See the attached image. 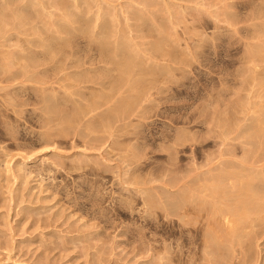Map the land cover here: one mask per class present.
<instances>
[{
    "label": "rangeland",
    "instance_id": "1",
    "mask_svg": "<svg viewBox=\"0 0 264 264\" xmlns=\"http://www.w3.org/2000/svg\"><path fill=\"white\" fill-rule=\"evenodd\" d=\"M57 1L0 0V264H264V0Z\"/></svg>",
    "mask_w": 264,
    "mask_h": 264
},
{
    "label": "bare ground",
    "instance_id": "2",
    "mask_svg": "<svg viewBox=\"0 0 264 264\" xmlns=\"http://www.w3.org/2000/svg\"><path fill=\"white\" fill-rule=\"evenodd\" d=\"M4 1H5V0H4ZM26 1H27V0H26ZM74 1H75V0H74ZM76 1H77V0H76ZM84 1H85V0H84ZM48 2H49V0H48ZM50 2H51V1H50ZM57 2H61V1L59 0V1H57ZM63 2H64V0H63ZM77 2H78V1H77ZM86 2H88V1H86ZM86 2H85V3H86ZM93 2H94V0H93ZM54 3H55V2H54ZM61 3H62V2H61ZM99 3H100V2H99ZM57 4H58V3H57ZM63 4H64V3H63ZM75 4H77V3L74 2L73 5L75 6ZM83 4H84V3H83ZM83 4H82V5H83ZM86 4H87V3H86ZM88 4H89V3H88ZM88 4H87V5H88ZM91 4H92V3H91ZM109 4H110V3H109ZM41 5H42V4H41ZM44 5H45V4H44ZM80 5H81V4H80ZM110 5H111V4H110ZM166 5H167V4H166ZM48 6H49V5H48ZM54 6H56V4H55ZM76 6H77V5H76ZM88 6H89V5H88ZM93 6H94V4H93ZM226 6H227V5H226ZM35 7H36V6H35ZM78 7H79V6H78ZM168 7H169V6H168ZM44 8H45V7H44ZM46 8H47V7H46ZM80 9H83V8H80ZM115 9H116V8H115ZM167 9H168V8H167ZM74 10H76V9H74ZM85 10H86V9H85ZM88 10H89V7H88V9L86 10V12H87ZM116 10H117V9H116ZM128 10H129V7H128ZM169 10H170V9H169ZM71 11H72V10H71ZM79 11H80V10H79ZM79 11H78V12H79ZM125 11H126V10H125ZM74 12H75V11H74ZM76 12H77V11H76ZM110 12H111V11H110ZM110 12H109V14H110ZM114 12H115V11H114ZM114 12H113V13H114ZM69 13H70V12H69ZM72 13H73V12H72ZM113 13H112V15H113ZM115 13H116V12H115ZM127 13H128V12H127ZM127 13H126V14H127ZM3 14H4V13H3ZM27 14H28V13H27ZM106 14H107V13H106ZM226 14H227V13H226ZM229 14H230V13H229ZM233 14H234V13H233ZM1 15H2V14H1ZM1 15H0V16H1ZM23 15H24V14H23ZM69 15H70V14H69ZM102 15H104V14H102ZM21 16H22V15H21ZM113 16H114V15H113ZM201 16H202V15H201ZM99 17H100V16H99ZM107 17H108V16H107ZM118 17H119V16H118ZM101 18H102V17H101ZM231 18H232V17H231ZM231 18H230V19H231ZM104 19H105V16H104ZM104 19H102V20H104ZM109 19H110V18H108V21H109ZM114 19H115V18H114ZM198 19H199V18H198ZM112 20H113V17H112ZM170 20H171V19H170ZM58 21H60V20H58ZM105 21H106V20H105ZM55 23H56V22H55ZM103 23H104V22H103ZM105 23H106V22H105ZM110 23H111V22H110ZM172 23H173V21H172ZM111 24H112V26L114 27L113 23H111ZM58 25H59V24H58ZM66 25H67V23H66ZM68 25H69V24H68ZM101 25H102V24H101ZM104 25H105V24H104ZM106 25H107V24H106ZM130 25H132V24H130ZM62 26H63V24H62ZM112 26H111V27H112ZM69 27H70V25H69ZM102 27H103V26H102ZM117 27H118V26H117ZM162 27H163V26H162ZM60 28H63V27H60ZM65 28H66V27H65ZM107 28H109V27H107ZM142 28H143V26H142ZM63 29H64V28H63ZM75 29H76V28H75ZM115 29H116V28H114V30H115ZM118 29H119V28H118ZM125 29H126V28H125ZM162 29H163V28H162ZM57 30H58V29H57ZM57 30H56V31H57ZM67 30H68V29H67ZM67 30H66V31H67ZM106 30H107V29H106ZM64 31H65V30H64ZM88 31H90V30H88ZM110 31H111V30H110ZM123 31H124V30H123ZM59 32H60V31H59ZM61 32H62V31H61ZM61 32H60V33H61ZM57 33H58V32H57ZM64 33H65V32H64ZM90 33H92V32H90ZM109 33H110V32H109ZM129 33H130V32H129ZM61 34L63 35V33H61ZM66 34H67V33H66ZM119 35H120V34H119ZM121 35H122V34H121ZM63 36H64V35H63ZM63 36H61V37H63ZM126 36H127V35H126ZM66 37H68V34H67ZM70 37H71V36H70ZM120 37H121V36H120ZM58 38H59V36H58ZM86 39H87V38H86ZM158 39H159V38H158ZM58 40H59V39H58ZM124 40H125V39H124ZM92 41H93V40H92ZM107 41H109V40H107ZM60 42H61V41H60ZM64 42H65V41H64ZM166 42H167V41H166ZM66 43H68V41H67ZM108 43H109V42H108ZM121 43H123V42H121ZM156 43H157V42H156ZM156 43H155V44H156ZM62 44H63V42H62ZM166 44H167V43H166ZM60 45H61V44H60ZM119 45H120V44H119ZM158 45H159V42H158ZM58 46H59V45H58ZM63 46H64V45H63ZM94 46H95V45H94ZM103 46H105V45H102V44L100 45L101 48H102ZM187 46H188V44H187ZM193 46H194V45H193ZM122 47H123V46H122ZM159 47H160V46H159ZM164 47H165V46H164ZM77 48H78V47H77ZM77 48H76V49H77ZM117 48H119V46H118ZM120 48H121V47H120ZM125 48H126V47H125ZM159 49H160V48H159ZM162 49H163V48H162ZM189 49H190V48H189ZM99 50H100V49H99ZM104 50H106L105 47H104ZM121 50H122V48H121ZM101 51H103V49H101ZM124 51H125V50H124ZM122 52H123V51H122ZM176 52H177V51H176ZM79 54H80V53H79ZM127 54H128V53H127ZM68 55H69V54H68ZM75 55H76V54H75ZM75 55H74V56H75ZM124 55H125V54H124ZM169 55H170V54H169ZM249 55H250V54H249ZM78 56H79V55H78ZM85 56H86V55H85ZM132 56H133V55H132ZM34 57H35V56H34ZM121 57H122V55H121ZM130 57H131V55H130ZM246 57H247V56H246ZM250 57H251V56H250ZM30 58H31V56H30ZM32 58H33V57H32ZM106 58H107V57H106ZM127 58H128V56H127ZM178 58H180V57H178ZM183 58H184V57H183ZM247 58H248V57H247ZM80 59H81V58H80ZM122 59H123V58H122ZM125 59H126V58H125ZM132 59L134 60V58H132ZM176 59H177V57H176ZM250 59H251V58H250ZM127 60H129V59H127ZM166 60H167V59H166ZM173 60H174V59H173ZM183 60H184V59H183ZM113 61H114V60H113ZM139 61H140V60H139ZM137 62H138V60L136 61V63H137ZM128 63H129V62H128ZM130 63H131V62H130ZM132 63H134V62H132ZM139 63L142 64L141 62H139ZM124 64H125V63H124ZM126 64H127V63H126ZM137 64H138V63H137ZM121 65H122V64H120V66H121ZM131 65H132V64H131ZM134 65H135V64H134ZM152 65H153V64H152ZM160 65H161V64H160ZM74 66H75V65H74ZM92 66H93V65H92ZM136 66H137V65H136ZM140 66H141V65H140ZM164 66H165V65H164ZM164 66H163V69H166L167 67L165 66V68H164ZM99 67H100V66H99ZM123 67H124V65H123ZM126 67H127V66H126ZM138 67H139V64H138ZM121 68H122V67H121ZM132 68L134 69V68H136V67H133V65H132ZM148 68H149V67H148ZM150 68H151V67H150ZM172 68H173V66H172ZM82 69H83V68H82ZM127 69H128V68H127ZM141 69H142V68H141ZM151 69H152V68H151ZM161 69H162V68H161ZM129 70H131V69H129ZM146 70H147V69H146ZM169 70H170V69H169ZM119 71H120V70H119ZM123 71L126 72V70H122V72H123ZM131 71H132V70H131ZM134 71H135V70H133V73L135 74ZM140 71H141V70H140ZM148 71H149V70H148ZM154 71H155V70H154ZM80 72H81V71H80ZM127 72H128V71H127ZM169 72H171V71H169ZM128 73H130V72H128ZM154 73H155V72H154ZM161 73H162V72H161ZM161 73H160V74H161ZM163 73H165V72H163ZM74 74H75V73H74ZM150 74H151V73H150ZM158 74H159V72H158ZM77 75H79V74H77ZM124 75H125V74H123V77H124ZM130 75H132V74H130ZM135 75H136V74H135ZM135 75H134V76H135ZM137 75H139V74H137ZM137 75H136V76H137ZM142 75H143V74H142ZM151 75H152V74H151ZM169 75H171V74H169ZM81 76H82V75H81ZM139 76H140V75H139ZM152 76H153V75H152ZM154 76H155V75H154ZM76 77H77V76H76ZM113 77H114V76H113ZM132 77H133V76H132ZM144 77H145V76H144ZM150 77H151V76H150ZM87 78H88V77H87ZM126 78H127V77H126ZM136 78H137V77H136ZM136 78H135V79H136ZM164 78H165V76H164ZM124 79H125V78H124ZM128 79H129V78H128ZM139 79H140V77H139ZM158 79H159V78H158ZM158 79H156V81H157ZM89 80H91V78H89ZM92 80H93V79H92ZM112 80H114V79H112ZM117 80H118V79H117ZM132 80H133V78H132ZM141 80H142V79H141ZM137 81H138V78H137ZM160 81H161V80H160ZM75 82H76V81H75ZM91 82H92V81H91ZM102 82H103V81H102ZM110 82H111V81H110ZM116 82H117V81H116ZM142 82H143V81H142ZM151 82H152V80H151ZM154 82H155V81H154ZM118 83H119V82H118ZM137 83H138V82H137ZM155 83H156V82H155ZM76 84H77V82H76ZM101 84H102V83H101ZM132 84H133V82H132ZM132 84L130 83L131 86H132ZM121 85H122V83H121ZM128 85H129V84H128ZM138 85H139V83H138ZM138 85H136V86H138ZM146 85H147V84H146ZM109 86H111V84H110ZM115 86H116V85H115ZM131 86H130V87H131ZM136 86H134V87H136ZM143 86H144V85H143ZM148 86H149V85H148ZM150 86H152V85L150 84ZM134 87H132V88H134ZM138 87H139V86H138ZM140 87H141V86H140ZM155 87H156V85H155ZM123 88H124V87H123ZM128 88H129V86H128ZM146 88H147V87H146ZM110 89H112V88H110ZM119 89H120V88H119ZM130 89H131V88H130ZM136 89H137V87H136ZM149 89H150V88H149ZM152 89H153V87H152ZM158 89H159V88H158ZM121 90H122V89H121ZM140 90H141V89H140ZM128 91H129V90H128ZM141 91H142V90H141ZM148 91H151V90H148ZM105 92H106V94H108L107 91H105ZM109 92H110V91H109ZM119 92H120V90H119ZM130 92H132V91H130ZM134 92H135V91H134ZM145 92H146V91H145ZM110 93H111V92H110ZM146 93H147V92H146ZM146 93H145V94H146ZM148 93H149V92H148ZM148 93H147V94H148ZM104 95H105V94H104ZM110 95H111V94H110ZM132 95H133V93H132ZM136 95H138L137 92H136ZM96 96H97V95H96ZM96 96H95L94 98H96ZM99 96H100V95H98V97H99ZM102 96H103V95H102ZM147 96H148V95H147ZM52 97H53V96H52ZM103 97H104V96H103ZM100 98H101V97H100ZM107 98H108V96H107ZM107 98H106V99H107ZM132 98H133V97H132ZM136 98H137V97H136ZM136 98H135V99H136ZM52 99H53V98H52ZM58 99H59V98H58ZM96 99H97V98H96ZM47 101H48V100H47ZM54 101H55V100H54ZM54 101H53V103H54ZM89 101H90V100H89ZM97 101H98V100H97ZM101 101H103L102 98H101ZM104 101H105V103H106L107 100H104ZM139 101H140V100H139ZM58 102H59V101H58ZM121 102H122V100H121ZM132 102H133V101H132ZM134 102H135V101H134ZM50 103H51V102H50ZM53 103H52V105H54ZM88 103H89V102H88ZM97 103L99 104V101H98ZM130 103H131V101H130ZM100 104H101V103H100ZM126 104H127V102H126ZM126 104H125V105H126ZM122 105H123V104H122ZM125 105H124V106H125ZM132 105H133V104H132ZM136 105L141 106L140 103H139V104H136ZM259 105H260V104H259ZM261 105H262V104H261ZM54 106H55V105H54ZM79 106H80V105H79ZM89 106H90V105H89ZM89 106H86V107L89 108ZM130 106H131V105H130ZM134 106H135V105H134ZM110 107H112V106H110ZM260 107H262V106H260ZM51 108H53V106L50 107V109H51ZM76 108H77V107H76ZM90 108H91V107H90ZM133 108H134V107H133ZM133 108H132V109H133ZM137 108H138V107H137ZM263 108H264V105H263ZM77 110H78V109H77ZM260 110H261V109H260ZM113 111H114V110H113ZM122 111H124V110H122ZM262 111H263V109H262ZM74 112H75V111H74ZM83 112H84V108H83ZM108 112H109V111H108ZM130 112H131V111H130ZM130 112H129V113H130ZM76 113H77V112H76ZM103 113H104V112H103ZM105 113H106V112H105ZM111 114H112V113H111ZM262 114H263V113H262ZM77 115H78V114H77ZM127 115H128V112H127ZM104 116H105V115H104ZM121 116H123V115H122V112H121ZM71 117H72V116H71ZM71 117H70V118H71ZM107 117H108V116H107ZM75 118H77V117H75ZM262 118H264V117H262ZM68 119H69V118H68ZM68 119L65 120V121L68 122ZM103 119H104V118H103ZM256 119H257V118H256ZM71 120H72V119H71ZM106 121H107V120H106ZM257 121H258V119H257ZM260 121H261V120H260ZM232 122H233V121H232ZM257 123H258V122H257ZM63 124H64V123H63ZM251 124H252V125L255 124V123H254V120H253V122H252ZM259 124H260V123H259ZM232 125H233V124H232ZM257 126H258V125H257ZM257 126H256V127H257ZM261 126H263V124H262ZM247 127H248V126H247ZM247 127H246V129H247ZM252 128H253V127H252ZM252 128H251V130H252ZM258 128H259V127H258ZM224 129H225V128H224ZM226 129H227V128H226ZM246 129L243 130V132H245ZM65 130H66V129H65ZM229 130H230V128H229ZM254 130H255V129H254ZM260 130H261V129H260ZM262 130H263V129H262ZM249 131H250V130H249ZM255 131H257V130H255ZM255 131H253V132L255 133ZM259 132H260V131H258V133H259ZM245 133H246V132H245ZM245 133H244V134H245ZM247 133H248V131H247ZM247 133H246V135H247ZM250 133H251V132H250ZM251 135H253V134H251ZM256 135H257V133H256ZM261 135H262V134H261ZM248 136H249V135H248ZM248 136H247V137H248ZM258 136H259V135H258ZM258 136H255V138H256L257 140H258ZM241 138H242V137H241ZM253 138H254V137H253ZM261 138H262V136H261ZM224 139H225V138H224ZM244 139H245V137H244ZM247 139H249V138H247ZM247 139H245V140L247 141ZM245 140H244V141H245ZM252 140H253V139H252ZM249 141H250V140H249ZM251 142H252V141H251ZM255 142H256V141H255ZM263 144H264V143H263ZM251 145H252V144H251ZM250 149H251V148H250ZM250 149H249V150H250ZM262 149H263V148H262ZM230 152H231V151H230ZM263 153H264V152H263ZM223 155H224V154H223ZM263 155H264V154H263ZM220 156H221V154H220ZM259 156H260V155H259ZM248 158H249V157H248ZM225 159H226V158H225ZM220 160H221V159H220ZM240 160H241V159H240ZM248 160H251V159H248ZM223 161H224V160H223ZM210 162H211V161H210ZM221 162H222V161H221ZM227 162H228V161H227ZM233 162H235V161H233ZM246 162L249 163L248 161H246ZM251 162H252V161H251ZM251 162H250V163H251ZM235 165H236V164H235ZM218 166H219V165H218ZM218 166H216V167H218ZM220 166H221V164H220ZM220 166H219V167H220ZM229 166H230V165H229ZM233 167H234V166H233ZM240 167H241V166H240ZM244 167H245V166H244ZM261 167H262V166H261ZM261 167H260V169H261ZM211 168H212V167H211ZM242 168H243V167H242ZM209 169H210V168H209ZM213 169H214V168H213ZM216 169H217V168H216ZM216 169H215V170H216ZM219 169H220V168H219ZM246 169H247V168H246ZM250 169H251V166H250ZM224 170H225V169H223V171H224ZM234 170H237V169L234 168ZM234 170H232V171H234ZM256 170H257V169H256ZM258 170H259V169H258ZM211 171H213V170H211ZM219 171H220V170H219ZM232 171H231V172L228 171V173H226V175H225V174H222V175L220 174V175H221L220 178H219L220 181L223 182V181H225V179L231 180L232 177H234L235 175H238V173H233ZM213 172H214V171H213ZM241 172H242V171H241ZM241 172H240V173H241ZM245 172H247V171H245ZM261 172H262V171H261ZM210 173H212V172H210ZM248 173H249V172H248ZM251 173H253V172L251 171ZM255 173H257V172H255ZM212 174H213V173H212ZM212 174H211V176H212ZM257 174H258V173H257ZM241 175H242V174H241ZM253 175H254V174H253ZM259 175H260V174H259ZM261 175H263V174H261ZM201 176H202V175H201ZM201 176H200V179L203 177V176H202V177H201ZM211 176H210V178H211ZM213 176H214V175H213ZM213 176H212V177H213ZM238 176H239V175H238ZM197 177H198V176H197ZM242 177H244V175H243ZM248 177H250V176L248 175ZM255 177H256V176H255ZM194 178H195V177H194ZM205 178H206V177H205ZM235 178H236V177H235ZM175 179H176V178H175ZM200 179H199V180H200ZM206 179H207V178H206ZM212 179H213V178H212ZM242 179H243V178H242ZM255 179H256V178H255ZM178 180H179V179H178ZM188 180H189V179H188ZM193 180H194V179H193ZM193 180H192V182H193ZM203 180H204V179H203ZM208 180H209V179H208ZM215 180H216V179H215ZM215 180H214V182H215ZM252 180H253V179H252ZM257 180H258V179H257ZM189 181H191V180H189ZM205 181H206V180H205ZM210 181H212V180L210 179ZM231 181H233V179H232ZM247 181H248V180H247ZM258 181H259V180H258ZM261 181H262V180H261ZM177 182H178V181H177ZM198 182H199V181H198ZM198 182H196V183H198ZM221 182H220V183H221ZM226 182H227V181H226ZM229 182H230V181H229ZM189 183H190V182H189ZM208 183H209V182H208ZM224 183H225V182H224ZM230 183H231V182H230ZM234 183H235V182H234ZM248 183H249V182H248ZM248 183H247V184H248ZM253 183H254V182H253ZM198 184H199V183H198ZM215 184H216V183H215ZM217 184H218V183H217ZM237 184H239V183H237ZM263 184H264V183H263ZM185 185H186V184H185ZM225 185H226V183H225ZM239 185H240V184H239ZM239 185H237V186H239ZM242 185H243V184H242ZM249 185H250L251 187H249L248 185H247V186H248L249 188H252V190H254V189L256 188V185H254V186H255L254 189H253V187H252L251 184H249ZM187 186H188V185H187ZM199 186H200V185H199ZM233 186H234V185H233ZM233 186H232V187H233ZM240 186H241V185H240ZM247 186H246V187H247ZM260 186H261V185H260ZM182 187H183V186H182ZM182 187H181V188H182ZM195 187H196V186H195ZM197 187H198V186H197ZM197 187H196V188H197ZM204 187H206V185H205ZM219 187H221V186H219ZM219 187L216 186V189L213 188V189H215L214 192H216V190L219 189ZM244 187H245V186H244ZM258 187H259V186H258ZM261 187H262V186H261ZM179 188H180V186H179ZM262 188H263V187H262ZM186 189H187V188H186ZM198 189H199V188H198ZM202 189H203V188H202ZM221 189H223V188H221ZM221 189H220V190H221ZM238 189H239V187H238ZM244 189H245V188H243V187L240 188L241 191H244ZM263 189H264V188H263ZM188 190H189V189H188ZM232 190H233V189H232ZM232 190H231V191H232ZM236 190H237V189H236ZM256 190H257V189H256ZM256 190H254L253 192H255ZM261 190H262V189H261ZM182 191H183V190H182ZM190 191H191V190H190ZM203 191H204V190H203ZM205 191H206V190H205ZM211 191H212V190H211ZM233 191H235V190H233ZM233 191H232V192H233ZM238 191H239V190H238ZM250 191H251V190H249V192H250ZM187 192H189V191H187ZM194 192H195V189H194ZM218 192H219V190H218ZM224 192H225V191H224ZM244 192H246V191H244ZM253 192H252V193H253ZM195 193H196V192H195ZM195 193H194V195H195ZM203 193H204V192H203ZM225 193H226V192H225ZM240 193H241V192H240ZM246 193H247V192H246ZM252 193H251V194H252ZM255 193H257V192H255ZM255 193H254V194H255ZM189 194H190V193H189ZM204 194H205V193H204ZM254 194H253V195H254ZM183 195L186 196L185 193H184ZM201 195H202V194H201ZM211 195H212V194H211ZM219 195H220V193H219ZM246 195H247V194H246ZM246 195H245V196H246ZM253 195H252V196H253ZM257 195H258V197H257V198L255 197V198H256V202H257V203L255 202V203H256V207L258 206L259 209H260V208H262V206H263V208H264V196H263V195H262V196H259V195H260L259 193H257ZM191 196H192V195H191ZM198 196H200V195H199V192H198ZM213 196H214V195H213ZM216 196H217V195H216ZM216 196H215V197H216ZM222 196H223V194H222ZM239 196H240V194H239ZM247 196H248V195H247ZM187 197H188V196H187ZM192 197H193V196H192ZM194 197H195V196H194ZM194 197H193V198H194ZM196 197H197V196H196ZM200 197H201V196H200ZM202 197H203V196H202ZM217 197H218V196H217ZM217 197H216V198H217ZM219 197H220V196H219ZM224 197H225V195H224ZM183 198H184V197H183ZM183 198H182V199H183ZM193 198H192V200H193ZM227 198H228V197H227ZM229 198H230V197H229ZM238 198H239V197H238ZM243 198H244V197H243ZM247 198H248V197H247ZM251 198H252V197H251ZM189 199L191 200V197H189ZM201 199H202V198H201ZM201 199L199 198V200H201ZM230 199H231V198H230ZM180 200H181V199H179L178 202H179ZM184 200H185V199H184ZM195 200H196V199H195ZM195 200H194V201H195ZM199 200H198V201H199ZM225 200H227V199H225ZM232 200H233V199H232ZM242 200H243V199H242ZM196 201H197V200H196ZM202 201H203V200H202ZM214 201L216 202L215 198H214ZM228 201H231V200H228ZM238 201H239V199H238ZM254 201H255V200H254ZM191 202H192V201H191ZM219 202H220V201H219ZM248 202H249V201H248ZM181 203H182V202H181ZM192 203H193V202H192ZM192 203H190V204H192ZM216 203H217V202H216ZM229 203H231V202H229ZM242 203H243V202H242ZM242 203H241V204H242ZM178 204H179V203H178ZM193 204H194V203H193ZM195 204H197V203H195ZM213 204H214V203H213ZM213 204H211V205H213ZM224 204H225V203H224ZM183 205H184V204H182V207H183ZM239 205H240V204H239ZM180 206H181V204H180ZM187 206H188V204H187ZM190 206H191V205H190ZM190 206H189V207H190ZM193 206H194V205H193ZM205 206H206V205H205ZM205 206H203V207H205ZM213 206H214V205H213ZM220 206H221V205H220ZM231 206H232V204H231ZM194 207H195V206H194ZM203 207H202V208H203ZM211 207H212V206H211ZM237 207H238V205H237ZM240 207H241V206H240ZM252 207H253V206H252ZM191 208H192V206H191ZM202 208H201V209H202ZM238 208H239V207H238ZM241 208H242V207H241ZM241 208H240V209H241ZM253 208H254V207H253ZM172 209H173V207L171 208V210H172ZM184 209H185V207H184ZM195 209H196V208H195ZM201 209H199V210H200L199 212H202ZM221 209H222V207H221ZM225 209H226V208H225ZM233 209H234V208H233ZM259 209H258V210H259ZM202 210H203V209H202ZM212 210L214 211V214L216 215L215 211H219V208H218V207H215V208H213ZM231 210H232V207H231ZM258 210H257V211H258ZM262 210H263V209H262ZM187 211H188V209H187ZM204 211H205V210H204ZM213 211H212V212H213ZM220 211H221V210H220ZM233 211H234V210H233ZM240 211H241V210H240ZM242 211H243V210H242ZM171 212H172V211H171ZM176 212H178V211L176 210ZM179 212H180V211H179ZM190 212H191V211H190ZM199 212H198V213H199ZM262 212H264V211H262ZM262 212H259V213H262ZM183 213H184V212H183ZM195 213H196V212H195ZM204 213H205V212H204ZM210 213H211V212H210ZM233 213H234V212H233ZM242 213H243V212H242ZM257 213H258V212H257ZM257 213H256V214H257ZM196 214H197V213H196ZM206 214H207V213H206ZM221 214H222V212H221ZM224 214H225V213H224ZM224 214H223V215H224ZM179 215H180V214H179ZM183 215H184V214H183ZM183 215H181V216H183ZM233 215H237V213H236V214L234 213ZM240 215H241V214H240ZM259 215H260V214H259ZM259 215L257 214L256 217L258 218ZM208 216H209V214H208ZM224 216H225V215H224ZM243 216H244V214H243ZM243 216H239V215H237L236 218H237V217H238V218L234 220V217H235V216L233 217V216L231 215L230 217H232L233 219L226 218V220H225V219L223 218L224 221H222V222H226V223H227L226 225H229V223H231V224H232V223H236V225H238V224L244 223V221L246 220V216H244V217H243ZM263 216H264V215H263ZM211 217H212V216H211ZM225 217H227V215H226ZM256 217H254V218H256ZM207 218H208V217H207ZM213 218H215V217H213ZM261 218H262V217H261ZM261 218H259L261 221H262V219L264 220V218H262V219H261ZM180 219H181V218H180ZM208 219H209V218H208ZM211 219H212V218H211ZM211 219H209V220H211ZM259 219H257V220H259ZM216 220H217V219H216ZM216 220H214V221H212V222L215 223ZM259 222H260V221H259ZM190 223H191V222H190ZM207 223H209L208 220H207ZM220 223H221V222H220ZM262 223H263V221H262ZM209 224H210V223H209ZM218 224H219V223H217V225H218ZM224 224H225V223H224ZM188 225H189V224H188ZM211 225H212V223H211ZM213 225H214V227L216 228L215 224H213ZM219 225H221V224H219ZM222 225H223V223H222ZM222 225H221V226H222ZM209 226H210V225H208L207 227H209ZM224 226H225V225H224ZM230 226H231V225H230ZM232 226H233V225H232ZM239 226L242 227V225H239ZM243 226H246V224H245V225L243 224ZM211 227H212V226H211ZM211 227H210V228H211ZM217 227H218V226H217ZM227 227H229V226H226V228H227ZM237 227H238V226H237ZM246 227H247V226H246ZM246 227H245V228H246ZM263 227H264V226H263ZM263 227H262V228H263ZM243 228H244V227H243ZM224 229H225V228H224ZM236 229H237V228H236ZM211 230H214L213 227H212ZM220 230H222V229H220ZM220 230H219V231H220ZM225 230H226V229H225ZM228 230H229V228H228ZM237 230H240V229H237ZM245 230H246V229H245ZM245 230H244V231H245ZM262 230H263V229H262ZM205 231H206V230H205ZM216 231H218V230H215V232H214L215 234H216ZM219 231H218V233H219ZM241 231H242V230H241ZM241 231H240V232H241ZM212 232H213V231H212ZM221 232H222V231H221ZM221 232H220V233H221ZM223 232H224V231H223ZM225 232H227V231H225ZM235 232H236V231H235ZM237 232H238V231H237ZM209 233H210V232H209ZM214 233H213V234H214ZM228 233H229V232H228ZM228 233H227V234H228ZM233 233H234V232H233ZM222 234H223V233H222ZM229 234H230V233H229ZM229 234H228V235H229ZM239 234H240V233H239ZM209 235H210V234H209ZM222 236H223V235H222ZM224 236H225V235H224ZM224 236H223V237H224ZM234 236H235V235H234ZM239 236H240V238H241L242 234L239 235ZM215 237H216V236H215ZM231 237H232V236H231ZM236 237H238V236L236 235ZM243 237H244V235H243ZM245 237H246V236H245ZM253 237H254V236H253ZM256 237H257V236H255V238H256ZM258 237H259V235H258ZM204 238H205V237H204ZM220 238H221V237H220ZM211 239H213V237H212ZM230 239H231V238H230ZM238 239H239V238H238ZM232 240H233V239H232ZM243 240H244V238H243ZM210 241H211V240H210ZM212 241H213V240H212ZM214 241H215V240H214ZM222 241H224V240H222ZM234 241L236 242V240H234ZM238 241H239V240H238ZM251 241H252V240H251ZM208 242H209V241H208ZM215 242H216V241H215ZM239 242H240V241H239ZM239 242H238V243H239ZM241 242H242V241H241ZM247 242H248V241H247ZM213 243H214V242H213ZM217 243H218V242H217ZM232 243H233V242H232ZM242 243H243V242H242ZM209 244H210V243H209ZM223 244H224V243H223ZM223 244H222V245H223ZM236 244H237V242H236ZM239 244H240V243H239ZM248 244H249V242H248ZM214 245H215V243H214ZM225 245H227V244H225ZM225 245H224V246H225ZM230 245H231V244H230ZM234 245H235V244H234ZM206 246H207V245H206ZM215 246H216V245H215ZM232 246H233V245H232ZM212 247H213V245H212ZM216 247H217V246H216ZM233 248H234V247H233ZM217 249H218V248H216V250H217ZM220 249H221V248H220ZM220 249H219V250H220ZM228 249H229V247H228ZM207 250H208V249H207ZM211 251H212V250H211ZM222 251H223V250H222ZM228 251H231V250H228ZM209 253H211V252H209ZM212 253H213V252H212ZM220 254H221V253H220ZM226 254H227V253H226ZM209 255H210V254H209ZM222 257H223V256H222ZM212 259H213V255H212ZM213 262H214V261H213ZM216 262H217V261H216ZM218 262H219V261H218ZM219 264H220V263H219Z\"/></svg>",
    "mask_w": 264,
    "mask_h": 264
}]
</instances>
